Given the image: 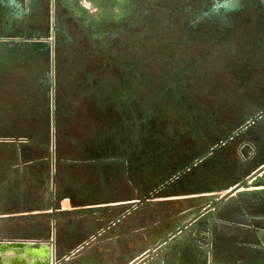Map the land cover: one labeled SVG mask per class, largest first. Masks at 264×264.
Returning a JSON list of instances; mask_svg holds the SVG:
<instances>
[{
  "label": "rangeland",
  "instance_id": "rangeland-1",
  "mask_svg": "<svg viewBox=\"0 0 264 264\" xmlns=\"http://www.w3.org/2000/svg\"><path fill=\"white\" fill-rule=\"evenodd\" d=\"M243 2L246 10L225 21L214 13L198 15L212 0H66L51 46L34 49L44 57L2 67L20 72L19 83L7 86L24 99L0 112V170L28 167L23 157L53 153V183L38 179L39 199L50 191L58 198L75 195L80 185L109 184L105 192L85 191L83 199L163 198L145 201L138 214L150 232H162L195 209L205 218L215 207L186 198L193 194L183 189L199 182L205 165L180 178L173 168L184 160L182 148L198 154L264 106V0ZM88 154L96 159H84ZM17 177L16 186L26 188V177ZM166 181L165 191H154ZM218 240L211 255L201 253L206 261L227 258ZM190 252L181 251L183 264ZM236 255L231 249L229 256Z\"/></svg>",
  "mask_w": 264,
  "mask_h": 264
},
{
  "label": "crops",
  "instance_id": "crops-1",
  "mask_svg": "<svg viewBox=\"0 0 264 264\" xmlns=\"http://www.w3.org/2000/svg\"><path fill=\"white\" fill-rule=\"evenodd\" d=\"M263 110L264 106L252 115ZM251 126L254 134L261 131L264 138V112L248 127ZM238 141L237 144H245L244 147H247L251 146L254 138L250 134H244ZM23 159L28 161V167L0 170V224L4 230L0 233V242L6 241L14 245V251L8 256L12 255L11 260L17 263L22 261L21 255L26 253L28 263L32 264H130L181 223V220L171 221L169 227H163L166 231L161 234L149 231L150 223L144 222L143 215L138 214L143 213L145 201L163 200L159 196L135 203L130 202L132 197L110 200L111 202H72L70 194H60L55 198L54 192L50 191L45 199H39L36 189L38 179L53 183L54 168L51 164L48 166V161L54 160V154H39ZM263 161L264 156L253 167L258 164L260 166ZM41 164L46 165V168L39 169ZM13 171L17 172L16 175ZM12 174L15 179L11 178ZM19 175L26 177V188L16 186L15 180H18ZM222 191L225 193L227 190ZM214 192L215 190L210 191ZM252 204H255V209L250 208ZM237 205L244 209L243 219L225 221L236 224L238 228L237 255L231 258V249L222 248L229 252L225 253L227 258L223 259L222 264H264V197L258 196L253 201ZM247 208L249 209L246 210ZM219 220L224 221L217 214L209 212L201 225L190 227L193 224L191 222L187 226L190 227L189 236L196 239L199 235L203 236L204 242H200V246H208L206 241H211L210 255L214 237L217 241L220 239L216 233L219 230ZM9 225H14L15 231L6 229ZM224 232L220 230V233ZM180 233L171 236L167 243L155 247L152 254L137 264H182L180 256L184 238ZM223 241L222 239L221 243ZM0 255L5 256L2 253Z\"/></svg>",
  "mask_w": 264,
  "mask_h": 264
},
{
  "label": "flooded vegetation",
  "instance_id": "flooded-vegetation-1",
  "mask_svg": "<svg viewBox=\"0 0 264 264\" xmlns=\"http://www.w3.org/2000/svg\"><path fill=\"white\" fill-rule=\"evenodd\" d=\"M65 1L66 0H0V112L11 110V106H13L11 102L13 100L16 99L22 102V99H24L21 91L12 89L13 87L7 86L13 85L14 82L19 83L18 80H21L23 78L20 72H5L2 71V67H4L6 63L8 65H12L13 61L17 59L30 58L31 56L36 59H39L38 57H44V54L42 52L37 51V53L34 49H37L39 47L45 50L48 49L49 46H51V42L53 40H50V38L51 35L52 39L54 38L55 19L56 17H58V12L60 11V9L66 7ZM217 1L218 0H212L211 6L207 9L200 8V11H198V15H209L211 13H214L220 16L222 15V17H224L226 21L230 20L229 17L232 12H242L246 10L243 2L244 0H238L239 5L229 9L224 8L223 6L214 7V4ZM23 48H27L28 50L24 51ZM31 49H33V55L29 53L32 51ZM21 64H24V62L21 61ZM239 121L240 120H236V124L235 122L232 123V126L229 130H226V132L222 133V135H220L214 141L211 140L212 142L210 141V143L206 145V148L201 150L198 154L196 153L195 155H189L190 153L187 152V149H190L189 147L182 148L181 151L178 152V155L180 157L183 156L184 160L181 159V162L176 164V166L173 168L174 173L177 174V178H180L181 175L185 174L186 170L190 171L192 169H196L199 166L205 165L203 173L201 175H198L199 182L191 184V186L189 187H184V190L192 192L205 190H215V192L222 191L226 189V187L235 185L239 181L242 174L246 173L247 170L252 168L264 156V138H262L260 134L261 131L258 134L257 132L256 134H254V130H252L253 127L251 126L246 130H241L231 135L233 130L242 123ZM224 122L228 124L229 119L225 120ZM219 129L220 127H217L213 130L218 131ZM244 134H250L251 137L254 138L251 146L244 147L245 144H234V141L236 139L239 140ZM29 139L30 141H33L32 139L34 138L30 136ZM219 151L226 152L225 156L219 158L217 156V153ZM42 155H46V153H42ZM198 157H200L199 160H197ZM104 158L112 159L108 156ZM84 159L91 160L96 159V157H92V155L88 154ZM174 173H171V175ZM178 180L176 179V181ZM65 181V184L67 185V182H69V180ZM168 181H170V184H174L175 182V180L173 179H170ZM168 181L159 184L154 191H165V186L166 184H168ZM78 187V192L76 193L77 195L75 194L70 196V200L72 202L83 200L85 201L86 199L83 198L86 197L83 195V193H85V191L87 190H89V192L101 193L107 191L109 187H111V185L106 184L105 186H103L105 188L101 187L96 189L82 185ZM177 187L180 186L177 185ZM79 193L81 194L78 195ZM129 193H131V190L128 191V194ZM142 198L145 199V195L139 196V201H141ZM250 206L251 209H255V204H252ZM248 209L249 208H247L246 210ZM210 213L217 214V216L224 219V221L221 222L219 220V230H217L218 232H216L217 236L220 237L221 240H224L221 243L220 248L237 250V236L239 233L238 228L236 224L226 223L225 221H237L239 219H243L244 209L238 205L232 207L222 206L221 208L216 209ZM185 215L186 216L183 219L190 217L189 213L188 215ZM179 224H177L174 228H178ZM197 224L198 220L196 222H193L190 227H193ZM169 225L170 223H168L166 226L169 227ZM190 227L186 226L180 233V236L184 238V247L182 246V250H191V254H188L190 256L187 260L188 263L222 264V262H218V260L213 257L210 258L209 262L208 259L207 261L204 259L201 253L206 250L209 251L210 254V248L212 246L211 241H206L207 244L209 243L208 246H200L198 239H203V236H197L199 237L198 239H196V237L193 238L192 236H189L190 231H188V229ZM23 228L25 227L23 226ZM6 229L13 232L15 231V226L9 225ZM2 230L3 227L0 224V233L2 232ZM220 230H223L225 232L222 234L220 233ZM165 231L166 229L163 228L162 232ZM159 232V234H161V231ZM216 241L217 239H215L214 237L212 241L213 250L216 248Z\"/></svg>",
  "mask_w": 264,
  "mask_h": 264
},
{
  "label": "water",
  "instance_id": "water-1",
  "mask_svg": "<svg viewBox=\"0 0 264 264\" xmlns=\"http://www.w3.org/2000/svg\"><path fill=\"white\" fill-rule=\"evenodd\" d=\"M239 5L238 0H219L214 4V7L223 6L224 8H233ZM263 111L256 113L255 115H251L248 119L243 121L240 125H238L233 132L234 134L241 130H246L248 126L254 122L256 118H258ZM200 157H198L197 160H199ZM225 193H219L214 192L210 193V191H193L187 192L193 195H189L186 198L192 199V198H201L204 199V201L209 200L208 206L209 207H215L216 209L221 208L222 206L225 207H232L237 204L250 202L255 199V197H264V161L260 163L255 167H252L247 171L246 173L242 174L239 181L232 185L231 187H226ZM170 195V194H168ZM151 194L148 195L147 198H151ZM138 201L140 199H137ZM202 211L199 209H195L193 213L190 214V217L183 219L182 223L179 224L178 228L171 229L170 232H167L164 236H162L160 239L157 240L153 245H151L146 253L138 257L137 259H134L133 262L130 264H137L139 261H144V259L152 254V250L161 245L167 243L171 236L176 235L179 232H182V230L188 226L191 222H196L200 217H202ZM10 242L1 241L0 242V254H5V256L0 255V264H32L28 263V255H25L26 253H23L21 257L23 258L22 261L15 262L12 259V255L9 257L8 254H12V251H14V245L9 244ZM25 245H20L19 247H24ZM60 261V260H59ZM41 263H34V264H42ZM52 264V263H51Z\"/></svg>",
  "mask_w": 264,
  "mask_h": 264
},
{
  "label": "trees",
  "instance_id": "trees-1",
  "mask_svg": "<svg viewBox=\"0 0 264 264\" xmlns=\"http://www.w3.org/2000/svg\"><path fill=\"white\" fill-rule=\"evenodd\" d=\"M29 141H30V140H29ZM30 143H34V142H33V141H30ZM46 154H50V153L47 152Z\"/></svg>",
  "mask_w": 264,
  "mask_h": 264
},
{
  "label": "bare ground",
  "instance_id": "bare-ground-1",
  "mask_svg": "<svg viewBox=\"0 0 264 264\" xmlns=\"http://www.w3.org/2000/svg\"><path fill=\"white\" fill-rule=\"evenodd\" d=\"M15 244H17V243H15ZM23 244V243H22ZM34 244V243H33ZM41 244V243H40ZM13 245V244H12ZM20 246V245H19ZM17 252V251H16ZM20 254V253H19ZM30 258V257H29ZM39 260V259H38ZM31 261V260H30Z\"/></svg>",
  "mask_w": 264,
  "mask_h": 264
}]
</instances>
